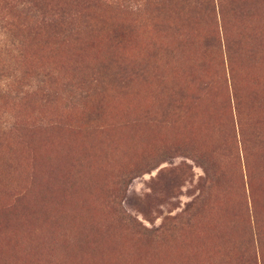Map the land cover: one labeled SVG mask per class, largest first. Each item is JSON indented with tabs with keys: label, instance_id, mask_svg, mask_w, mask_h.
Here are the masks:
<instances>
[{
	"label": "rangeland",
	"instance_id": "obj_1",
	"mask_svg": "<svg viewBox=\"0 0 264 264\" xmlns=\"http://www.w3.org/2000/svg\"><path fill=\"white\" fill-rule=\"evenodd\" d=\"M0 264H264V0H0Z\"/></svg>",
	"mask_w": 264,
	"mask_h": 264
}]
</instances>
